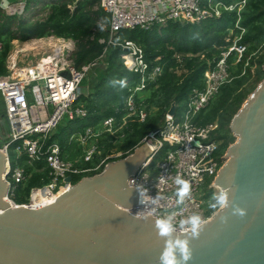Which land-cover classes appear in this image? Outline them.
Listing matches in <instances>:
<instances>
[{
  "label": "built area",
  "instance_id": "built-area-1",
  "mask_svg": "<svg viewBox=\"0 0 264 264\" xmlns=\"http://www.w3.org/2000/svg\"><path fill=\"white\" fill-rule=\"evenodd\" d=\"M26 1H0V9L10 15H19L16 11L10 12L9 8L13 4L25 7ZM248 1L99 0L100 6L111 16L107 44L121 47L120 62L127 70L136 73L138 80L125 99L127 113L121 122L116 116H109L71 135L70 143L80 147V154H76L74 159H70L69 153L64 154L58 142L50 139L64 119L75 120L87 116L86 105L79 103L78 99L82 95L88 96L90 88L82 85L85 80L89 85L91 71L97 74L108 68V48L95 60L78 67L73 58L76 44L71 38L54 34L35 37L25 41L31 42L30 48L20 47L13 40L16 48L7 58L9 72L0 76V94L4 103V113L0 118H5L8 128V138L0 142V150L6 154L3 176L9 184L5 200L12 206H32L56 200L61 192L75 183L73 175L89 176V173L99 172L109 160L123 154L118 148L105 154L101 143L104 137L111 136L117 143L128 117L137 116L141 122L147 119L151 110L144 101H137V93L155 85L164 73L165 65L159 63L161 56L154 63L148 61L144 48L136 41L128 38L120 40L117 36L120 30H148L155 24L166 25L169 20L194 24L233 13L235 20L227 28L226 45L204 71V86L191 90L184 114L177 105L174 114L167 111L161 126L141 139L138 146L148 143L156 148L128 178V181L143 184L148 189L149 197H155L157 193L162 197L155 206H132L131 213L155 218L172 213L177 221L192 213H200L209 221L214 213L208 208L209 199L204 196L221 189L215 179L227 157L226 151L220 149V139L213 137L219 126L218 119L203 124L197 117L221 87L233 80V67L243 64L242 74L250 67L254 76L258 60L264 54V37L252 51L245 42L247 28L242 24V14ZM100 41L106 42L105 39ZM35 49H39L37 60L20 65V56ZM191 56L190 53H176L173 56L176 61L174 71L178 75L188 74L186 61ZM28 92H32L34 101L29 100ZM12 154H15L14 162ZM160 154L162 157L154 163ZM22 156H26L30 164L45 160L49 180L29 187L31 174L21 165ZM91 161H95V165L84 166ZM67 176H72V179L67 181ZM177 176L188 180L191 185V194L183 204L177 203ZM20 189L27 192L23 201L18 200Z\"/></svg>",
  "mask_w": 264,
  "mask_h": 264
},
{
  "label": "water",
  "instance_id": "water-1",
  "mask_svg": "<svg viewBox=\"0 0 264 264\" xmlns=\"http://www.w3.org/2000/svg\"><path fill=\"white\" fill-rule=\"evenodd\" d=\"M176 108L172 102L168 112ZM230 129L236 140L215 183L231 187V199L247 214L233 215L231 207L214 213L199 238L191 240L188 264H264V79L233 116ZM7 138L0 118V142ZM155 148L136 147L38 208L5 200L6 154L0 150V264H159L163 240L154 228L156 218L130 212L141 203L137 189L128 186Z\"/></svg>",
  "mask_w": 264,
  "mask_h": 264
},
{
  "label": "trees",
  "instance_id": "trees-1",
  "mask_svg": "<svg viewBox=\"0 0 264 264\" xmlns=\"http://www.w3.org/2000/svg\"><path fill=\"white\" fill-rule=\"evenodd\" d=\"M34 2L37 0H27L26 6ZM26 17L24 14L10 15L0 9V76L9 72L7 57L12 50L14 39L26 41L51 34L71 38L76 44L73 58L78 67L95 60L106 47L108 48V68L98 72L95 77L91 76L90 94L82 95L78 99L79 103L86 105L87 116L61 123L50 139L61 145L64 154L69 153L70 157H74L77 152L73 151L74 146L70 143L71 135L109 116H116L118 122H121L127 113L124 108L125 99L130 93V88L137 83L138 75L127 70L120 62L121 47L108 46L111 16L100 6L99 0H56L50 5V11L45 17L35 20ZM234 20L233 13H226L221 18L194 24L169 20L166 25L155 24L148 30L134 28L118 32L120 40L128 38L140 44L148 61L154 63L155 59L161 56L159 63L165 65V70L155 85L137 93V101H144L151 110L147 119L141 122L137 116L128 117L117 143H114L115 138L111 136L102 139L105 154L116 145L123 153L111 160L133 152L149 131L161 126L172 102H176L179 108L186 102L193 88L204 86V71L226 45L227 28ZM242 24L247 28L245 42L249 44L251 51L255 50L264 37V0L248 1L242 14ZM101 39H105L106 42H101ZM176 53L192 54L186 61L189 70L187 75L180 76L174 71L176 61L173 56ZM232 70L233 80L221 87L216 97L199 115V121L203 124L218 119L220 128L215 131L213 137L224 140L221 145L222 152L226 151L231 143L230 137L234 139L230 129L233 116L264 79V54L258 60L254 76L250 67L242 74L243 64L233 67ZM252 77H255V80L249 85ZM120 81L124 82L123 86ZM3 113L4 110L0 111V117ZM76 150L79 152L78 148ZM20 162L31 174L29 187L49 180V168L45 160L30 164L27 157L22 156ZM93 165L95 161L84 164ZM95 173L98 172L88 175ZM82 177L83 175H73L75 182Z\"/></svg>",
  "mask_w": 264,
  "mask_h": 264
},
{
  "label": "clouds",
  "instance_id": "clouds-1",
  "mask_svg": "<svg viewBox=\"0 0 264 264\" xmlns=\"http://www.w3.org/2000/svg\"><path fill=\"white\" fill-rule=\"evenodd\" d=\"M119 83L124 85L123 81ZM129 181L128 186L137 189L140 203L145 207L155 206L162 199L159 193L155 197H149L148 189L143 184H137L134 180ZM175 184L178 186L177 203L183 204L191 194L190 182L177 176ZM231 191L232 188L227 187L214 192L209 199L208 208L213 213H220L231 207L233 215L244 217L247 209L234 203L230 196ZM228 219L227 215L221 216V221L224 223H227ZM207 223L208 221L200 213H192L179 221L172 213L156 218L154 228L157 236L163 240V248L158 257L159 264H188L193 257L191 240L199 238Z\"/></svg>",
  "mask_w": 264,
  "mask_h": 264
},
{
  "label": "rangeland",
  "instance_id": "rangeland-1",
  "mask_svg": "<svg viewBox=\"0 0 264 264\" xmlns=\"http://www.w3.org/2000/svg\"><path fill=\"white\" fill-rule=\"evenodd\" d=\"M56 0H37V2H34L32 4H30L29 6H25L24 7V12L22 14L26 15L27 17L26 18H29V19H38V18H42V17H45L46 14L50 11V5L55 2ZM21 14V15H22ZM20 44V47H27V48H30L32 46L31 42H27L25 43V41L23 43H19ZM27 45V46H26ZM16 48L15 44L13 43V48L12 50H14ZM38 52H39V49H35V50H32V51H28L25 53V55H21L20 56V59H19V63L20 65H26V64H29V63H33L37 60V58L39 57L38 55ZM255 77H252L249 81V85H251L253 83V81L255 80L254 79ZM87 81L85 80L83 82V87L86 88L87 86H89L88 84H86ZM90 88V87H89ZM28 95H29V100L34 101V99L32 98V92H28ZM187 102H185L184 104H182L181 106H179V111L181 112V114H184L185 111H186V108H187ZM4 110V103H3V100H2V96L0 94V111H3ZM201 113V112H200ZM199 113V115H200ZM199 115L197 117V119L199 120ZM67 121V119H64L62 121V124L65 123ZM234 136V135H233ZM236 140V137L234 136V139L232 137H230V144H232L234 141ZM229 144V145H230ZM76 148L79 149V152L78 150H76ZM117 149V145L115 147H112L110 149L109 152L107 153H110L114 150ZM73 151H76L77 154H80V147L78 145H75L74 144V150ZM105 152V148H104V151ZM122 152V151H120ZM113 154H116V153H113ZM66 155V154H65ZM12 161L14 162V159H15V154H12ZM162 157V154H160L157 158H155L154 160V163H156V161ZM70 159H74L73 157H71ZM26 193L24 190H21L20 189V193H19V196L18 197V200L20 201H23L24 199H26V197L24 198V196H26ZM212 193L211 192H208V194L204 197H206L207 199H210Z\"/></svg>",
  "mask_w": 264,
  "mask_h": 264
},
{
  "label": "crops",
  "instance_id": "crops-1",
  "mask_svg": "<svg viewBox=\"0 0 264 264\" xmlns=\"http://www.w3.org/2000/svg\"><path fill=\"white\" fill-rule=\"evenodd\" d=\"M0 1H2V2H4V3H7V0H0ZM225 1H227V2H232V1H238V0H225ZM2 10V9H1ZM9 11L10 12H15L16 11V13L17 14H19V15H21L23 12H24V7H23V5H19V6H15V4H13V5H11V7L9 8ZM23 15V14H22ZM15 40V44L16 43H23L24 41H22V40H19V39H14ZM26 41H28V40H26ZM12 44H13V41H12ZM13 48V47H12ZM10 52H13V50H11ZM10 54V53H9ZM8 58V57H7ZM75 157V156H74ZM73 157V158H74Z\"/></svg>",
  "mask_w": 264,
  "mask_h": 264
},
{
  "label": "bare ground",
  "instance_id": "bare-ground-1",
  "mask_svg": "<svg viewBox=\"0 0 264 264\" xmlns=\"http://www.w3.org/2000/svg\"><path fill=\"white\" fill-rule=\"evenodd\" d=\"M27 46V45H26ZM28 47V46H27ZM50 201V200H49ZM49 201H45V202H42L41 204H37V205H32V206H28V207H31V208H38V207H41L44 203L46 202H49Z\"/></svg>",
  "mask_w": 264,
  "mask_h": 264
},
{
  "label": "flooded vegetation",
  "instance_id": "flooded-vegetation-1",
  "mask_svg": "<svg viewBox=\"0 0 264 264\" xmlns=\"http://www.w3.org/2000/svg\"><path fill=\"white\" fill-rule=\"evenodd\" d=\"M4 120H5V118H3ZM5 122H6V120H5ZM7 124V123H6ZM220 128V125L218 126V128H217V130ZM220 149H221V145L224 143V140L223 139H220Z\"/></svg>",
  "mask_w": 264,
  "mask_h": 264
}]
</instances>
